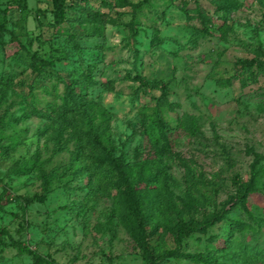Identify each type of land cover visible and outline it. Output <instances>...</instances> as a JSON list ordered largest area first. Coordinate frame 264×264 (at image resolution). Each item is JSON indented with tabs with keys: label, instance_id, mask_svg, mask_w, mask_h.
I'll list each match as a JSON object with an SVG mask.
<instances>
[{
	"label": "rangeland",
	"instance_id": "rangeland-1",
	"mask_svg": "<svg viewBox=\"0 0 264 264\" xmlns=\"http://www.w3.org/2000/svg\"><path fill=\"white\" fill-rule=\"evenodd\" d=\"M118 1L63 0L57 26L54 0H0V23L8 30L0 50V229L57 264H144L116 218L114 233L93 228L105 221L118 194L112 176L91 166L101 158L86 134L99 132L117 155L147 160L163 172L174 204L158 214L167 213L169 226L179 218L223 214L209 229L211 244L221 248L219 264H234L236 247L264 249V71L254 66L245 79L236 62H264V0ZM92 15L104 23L76 19ZM194 29L201 30L195 43ZM30 52L53 59L52 70L62 75L81 71L90 54L99 53L95 78L105 84L88 90L85 111L63 112L64 84L34 77ZM136 73L168 87L158 112L160 90L128 77ZM220 78L230 81L220 85ZM185 115L195 117L193 135L180 128ZM158 117L178 128L169 142L148 140L159 134ZM188 177L193 182H185ZM251 180L256 190L246 194L244 205L234 203ZM138 187L154 196L148 182ZM163 227L160 251L176 247ZM208 238L194 233L181 250L205 251ZM31 262L30 255L0 245V264ZM158 264L200 263L172 257Z\"/></svg>",
	"mask_w": 264,
	"mask_h": 264
},
{
	"label": "trees",
	"instance_id": "trees-1",
	"mask_svg": "<svg viewBox=\"0 0 264 264\" xmlns=\"http://www.w3.org/2000/svg\"><path fill=\"white\" fill-rule=\"evenodd\" d=\"M142 2L135 5L138 7ZM120 6L132 5L126 0L118 1ZM63 0H54L53 2V20L57 26H59L63 21V10L64 6ZM236 7V6H235ZM235 9V8H234ZM79 22L82 19L90 22H95L98 19L95 15L91 17L78 16L76 18ZM98 22L100 24L104 23V19ZM111 23L114 22L113 19L108 20ZM71 25H75V20H72ZM100 29V26L96 30ZM5 24L0 23V50L3 49L5 45L4 33L7 32ZM195 36H193V42L201 35V30L194 29ZM100 30L97 31V34ZM164 41V40H163ZM159 42H156L159 45ZM99 53L92 52L87 60L84 68L81 71L72 70L66 75L60 74L58 71H53L52 66L54 64L53 59H46L45 57L39 56L37 52H30L31 61L29 62V67L31 71L34 72V77L38 80H45L47 77L57 78L64 84L63 100L61 104V110L67 113H80L86 110L87 107V97L88 90L93 89L97 85L105 84L104 82L97 80L95 78L97 70V58ZM242 70H246L247 76L245 79L252 77L254 75L253 67L255 66L259 71H264V62L252 59H238L236 61ZM131 80L137 81L140 85L146 88L158 89L160 90V96L157 99V112L160 106H164L167 103L168 87L166 85H160V82L155 79H149L140 74H134L133 76H128ZM80 78V80H79ZM230 78L225 80L220 78L216 79V82L220 85H227ZM244 81V80H243ZM244 83V82H242ZM106 89H110L107 87ZM195 123V117L185 115L180 123V128L187 135H193L197 130ZM156 125L158 127V135L152 136L148 134V140L152 143L169 142L170 134L176 131L178 128L171 126L167 121L163 120L161 117L156 119ZM179 128V129H180ZM84 135V133H83ZM87 136L91 135L92 147L94 152L99 154L101 160L100 162H92V169L99 175H105V173L110 174L112 177V182L117 189L118 194L114 200V206L112 210L105 215V221L96 223L93 228L97 233H114V227L112 220L116 218L118 224L124 229L126 234L129 236L130 240L133 242L135 248H137L142 256L144 264H158L160 262L166 261L172 257H180L187 259L193 263L200 264H219L217 252L221 248L214 247L211 243L213 241V236H210L209 229L216 223V221L222 218L221 212L213 213L210 217L203 220H197L190 216L187 220L178 219L172 225H168L170 218L167 213L165 217L158 214L159 211L167 209L169 205L174 204L173 191L169 189L165 182L166 179L161 177V173L156 172L150 168V163L145 161H129L126 160L123 153L117 155V150L109 142V139L105 138L103 134L99 132H92V134L87 133ZM85 139V138H84ZM80 141V140H78ZM105 141V143H103ZM82 142L78 143L77 152L81 153ZM80 155V154H78ZM22 173H30L31 168H24ZM40 176L43 177L46 182L45 174L42 169H39ZM139 182H148V189L154 192V196H149V194L139 186ZM164 182V183H163ZM173 184L176 186V179H172ZM171 182V184H172ZM185 182H193L190 177L185 178ZM256 190L252 185V180L247 182L246 186L233 196L232 200L236 204L244 205V198L246 194L250 191ZM5 192V189L3 190ZM2 192V193H3ZM189 192H187V195ZM185 196V193L183 194ZM37 200L41 201L43 195L35 196ZM1 198V197H0ZM185 201L191 203L189 196H185ZM35 198H26L25 203H30ZM175 208V205L173 206ZM163 224V229L166 233H170L172 242L176 244L175 248H166L160 251V242L158 239V226ZM203 233L207 235L209 247L205 251L189 253L182 252L181 244L184 238L190 237L194 233ZM7 237V240L4 239ZM224 242L223 239H219ZM0 245L2 247H12L16 249L19 254H28L32 257V262L30 264H57L52 258H47L39 254L37 251L30 249L25 244L13 240L4 229H0ZM213 247L218 249L213 251ZM234 264H264V249L256 247H236L233 250Z\"/></svg>",
	"mask_w": 264,
	"mask_h": 264
}]
</instances>
